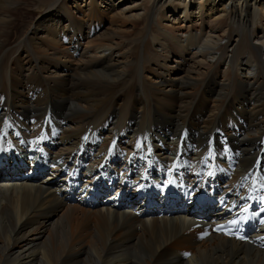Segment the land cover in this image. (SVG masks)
Here are the masks:
<instances>
[{
	"label": "bare ground",
	"instance_id": "6f19581e",
	"mask_svg": "<svg viewBox=\"0 0 264 264\" xmlns=\"http://www.w3.org/2000/svg\"><path fill=\"white\" fill-rule=\"evenodd\" d=\"M32 1L43 5L35 17L42 24L33 21L14 42L16 9ZM45 1L0 0V123L33 129L50 113L57 154L83 135L106 150L121 127L134 132V144L150 141L152 153L162 138L148 131L166 133L174 154L186 127L198 160L215 132L242 154L237 172L248 169L264 138V0ZM102 18L113 29L96 34ZM230 22L239 35L229 36ZM139 26L152 32L146 62L134 57L138 33L121 32ZM244 37L249 51L241 56ZM14 55L17 72L8 74ZM13 184L0 182V264H264V251L220 235L191 245L183 232L192 223L178 216L89 210L64 204L42 183Z\"/></svg>",
	"mask_w": 264,
	"mask_h": 264
},
{
	"label": "rangeland",
	"instance_id": "374dc122",
	"mask_svg": "<svg viewBox=\"0 0 264 264\" xmlns=\"http://www.w3.org/2000/svg\"><path fill=\"white\" fill-rule=\"evenodd\" d=\"M41 1L46 3L45 0H41ZM48 2H51V1L49 0ZM30 5H31V7H30ZM42 9H43L42 3L41 4L39 3V5H38L37 3L34 4L33 1L18 5V9H16L18 11V14H17L18 18L16 19L15 25L13 26V28L11 30V35L13 34L12 36H13L14 42L19 40L20 38L22 39L27 33H29V29L31 28V26H32L31 24H32L33 21H36L37 25L42 24L41 21L35 20V17L39 16L38 13L40 14V10H42ZM100 23H101L100 29H99V31L96 34L100 33L104 29H108V30L109 29H113V26L111 27V25L109 24V20L106 19V18H102ZM229 27H230L229 36H233L234 37L235 35H239L240 34L239 31L237 30V28L235 27L234 23L230 22L229 23ZM121 32L122 33H126V34H128V33H130V34L131 33L132 34L133 33H138V35H137V37H136V39H135V41L133 42V45H132L133 52H134V57H135L136 61H138V62L141 61V58H142V62H144V61L146 62V60H148V58H150L148 56L150 55L151 49L153 47V44H152V41H151V34H150L152 32L148 31L147 28H143L141 30V26L136 27L135 30L131 27V28H128L126 31L122 30ZM249 44H250V40L246 39L245 37L242 38L240 40V42H239V45H238V50H237L238 54L241 55V56L246 54L249 51ZM43 45H44V47H47V48H48V45H49V47H51L50 46L51 43H49V42L46 43V41H45V43H43ZM63 47H67L66 44H63ZM14 57H15V55L12 57V60L8 64V70H7L8 74H9V68H12L11 72L13 71L12 72L13 74H16V72H17L16 62L13 61ZM70 58L71 59L69 61H66V62L72 61L70 63H74V61L77 60L76 58H78V56H77L76 53H74L73 56L70 55ZM171 63H173V62L170 60L169 64L171 65ZM136 65H137V63H136ZM52 70L57 72V73H59V74L62 72V70H60V69L55 70L54 68H49L48 72H51ZM1 71L4 73V70H1ZM63 72H65V71H63ZM177 73H178V71H173L171 74H172V76H175V74H177ZM2 75L3 74L1 73L0 77H3ZM8 80L9 79H7L5 81V79H4L3 80L4 82L2 83V85L7 83ZM117 104L119 106L120 102L117 103Z\"/></svg>",
	"mask_w": 264,
	"mask_h": 264
},
{
	"label": "snow or ice",
	"instance_id": "6c2138e0",
	"mask_svg": "<svg viewBox=\"0 0 264 264\" xmlns=\"http://www.w3.org/2000/svg\"><path fill=\"white\" fill-rule=\"evenodd\" d=\"M232 223H235V221H233Z\"/></svg>",
	"mask_w": 264,
	"mask_h": 264
}]
</instances>
